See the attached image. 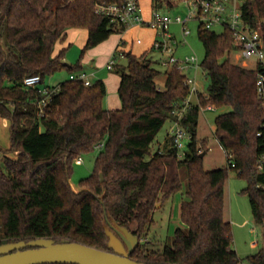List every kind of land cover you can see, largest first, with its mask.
Returning <instances> with one entry per match:
<instances>
[{"label":"trees","instance_id":"obj_1","mask_svg":"<svg viewBox=\"0 0 264 264\" xmlns=\"http://www.w3.org/2000/svg\"><path fill=\"white\" fill-rule=\"evenodd\" d=\"M176 1L152 0L153 9ZM120 2L70 0L57 6L50 18L43 12L53 0H0V115L11 121L13 154L0 163V244L46 237L110 250L103 226L110 228L108 222L145 240L157 205L183 189L184 170L185 227L175 230L170 246L148 249L145 241L131 257L147 264H240L231 222L224 217V185L229 170L247 181L242 193L250 200L254 223L264 226V188L258 187L264 178L257 169L263 114L257 70L231 60L237 49L229 29L217 33L202 22L198 26L208 87L180 119L191 134L182 158L171 137L163 149L155 144L166 122L178 119L176 112L190 92L186 75L175 67L164 71L165 88H160L156 79L162 71L154 67V60L123 51L126 65L114 66L120 73L118 109L104 106L103 80L85 85L68 79L59 84L45 115L39 117L36 104L42 94L39 88L24 86L31 75H40L44 84L48 74L63 68L80 71V60L65 64L66 49L54 54L56 44L68 29H86L84 53L125 31L95 11L98 3ZM242 10L253 28L260 25L264 39V0H245ZM208 106L228 109L216 117L214 130L228 163L213 170L204 168L200 156L207 154L208 140L198 138L200 110ZM102 142L94 172L75 190L70 181L73 162ZM246 259L264 264V250Z\"/></svg>","mask_w":264,"mask_h":264},{"label":"rangeland","instance_id":"obj_2","mask_svg":"<svg viewBox=\"0 0 264 264\" xmlns=\"http://www.w3.org/2000/svg\"><path fill=\"white\" fill-rule=\"evenodd\" d=\"M69 1L70 0H53L52 6L43 12L44 15L53 18L55 8L59 5L66 4ZM139 2L144 18H151V11L153 8L152 0H139ZM159 10L162 14L171 17L181 16L185 20L189 13V1L177 0L172 6L166 5L160 7ZM199 24L200 20L197 18L190 19L187 22V26L191 33L186 37V41L183 36L182 24L172 22L169 25V32L172 33L178 42L176 44L177 56L182 57L186 54H195L200 62L204 59L205 48L198 35ZM213 30L217 33H221L223 28L221 26H215ZM156 34V30L147 25L133 26L123 32H115L111 34V36L104 42L82 53L84 47L80 45V38L74 37L70 33V38L69 35H67L66 38L62 40V42L67 43L64 60L69 65H75L83 57H87L85 55L93 54L96 51L94 57L89 63H86L85 67L87 70L98 72V74H100L99 76H101L99 78L102 79L108 75L117 77L118 79L120 73L115 70V68L111 70L106 68L111 55L107 54V52L111 49L114 42L123 39V41H125L124 48L127 52L132 51L138 56L145 54L154 60V67L162 71V74L156 79L157 84L160 88H165L166 75L164 71L166 70V67L160 61L161 54L151 49L152 43L157 37ZM140 38L143 40L142 43L137 42V39ZM166 57L167 55H163V58ZM116 58L117 63L126 65L127 61L124 57L116 53ZM230 58L234 63L243 67L251 68L252 66L250 62L246 63L240 58L238 51H233ZM188 74L191 77H195L200 92L207 94L208 78L205 70L202 67H199L197 70H192ZM70 75L71 72L68 69L63 68L62 70L48 74L45 77L44 85H56L59 82L70 79ZM193 101L194 103L198 102L196 96L193 97ZM225 111H228V109L201 108L200 110L198 119V138L207 139L209 147L207 154L203 157V165L206 170L221 168L227 166L228 163L227 154L214 134L215 119L219 114ZM10 126L11 121L7 117L0 115V163L3 162L6 155H13L9 152L11 144ZM171 126L172 124L167 121L157 135L155 142L156 145L165 142L167 132ZM99 151L100 147H95L92 152L82 155V163L77 164L76 162H73L70 181L75 190H80L81 181L94 172L95 160ZM181 175L183 179V189L166 199L163 204H160L153 212L154 221L149 227L147 239H145V241L148 240L145 244L148 249L162 250L165 246H170L173 241L175 230L178 227H185L181 219V203L186 189V173L184 170L181 171ZM246 185L247 181L244 178H240L234 170H229V176L224 185V217L231 222L234 239L233 248L242 259L240 264H250L246 257L264 250V226H257L254 223L250 200L248 196L242 193V189L245 188ZM103 226L105 227V230L107 228L109 229L107 223H104Z\"/></svg>","mask_w":264,"mask_h":264},{"label":"built area","instance_id":"obj_3","mask_svg":"<svg viewBox=\"0 0 264 264\" xmlns=\"http://www.w3.org/2000/svg\"><path fill=\"white\" fill-rule=\"evenodd\" d=\"M189 13L184 20L181 16L171 17L162 14L159 9H152L151 18L146 20L142 13L139 0H121L120 3H98L96 4V13L110 17L112 20L118 22L126 29L133 26L147 25L156 30L157 37L154 39L151 49L161 54L160 61L170 69L177 68L186 75V84L190 88V92L183 101L181 107L176 112L178 117L170 127L169 135L172 138V145L178 150L179 158L184 156V151L191 141V134L180 123V119L185 112L195 104L193 96H198L200 90L198 88L195 77H191L188 73L192 70H197L201 66V62L195 54H186L179 57L176 55L177 39L169 32V25L172 22H177L183 26V36L186 37L191 33L187 26L190 19L197 18L203 23L204 27L213 30L215 26H221L223 29H229L232 32L234 44L239 56L246 63L252 64L251 68L257 70L256 91L259 100V106L263 114L262 123L257 136L263 140V150L259 154L257 160L258 172L264 178V39L260 25L253 28L245 19L243 14V4L245 0H188ZM159 36V37H158ZM161 37V38H160ZM138 43L143 40L137 39ZM123 57V50L116 51ZM116 53L113 54L108 62V69L114 68L116 62ZM163 55H167L163 58ZM90 75L84 71L71 73L70 79L82 80L85 85H91ZM24 86L26 88H39L42 97L37 101L38 116L45 115L46 107L52 100L53 96L58 93L59 86H44L42 77L40 75H31L24 79ZM198 99V98H197ZM207 108H214L208 106ZM95 147H104V142L97 144ZM83 162V158L79 157L76 160L77 164ZM258 187L264 188V179L258 184Z\"/></svg>","mask_w":264,"mask_h":264},{"label":"water","instance_id":"obj_4","mask_svg":"<svg viewBox=\"0 0 264 264\" xmlns=\"http://www.w3.org/2000/svg\"><path fill=\"white\" fill-rule=\"evenodd\" d=\"M200 156L203 158L205 153ZM108 223L110 250L77 241L57 242L41 237L0 244V264H147L131 257L140 244V237L126 227Z\"/></svg>","mask_w":264,"mask_h":264},{"label":"crops","instance_id":"obj_5","mask_svg":"<svg viewBox=\"0 0 264 264\" xmlns=\"http://www.w3.org/2000/svg\"><path fill=\"white\" fill-rule=\"evenodd\" d=\"M149 19H146V20H149ZM66 33H67V35H69V38H70V33L74 37H79L80 38V40H79L80 45L83 46V47L85 46V44L87 42V39H88V31L86 29L71 28V29H68ZM124 45H125V41H123V39L118 40V42H114V44H112V46H111V49L107 52V54H109V55L111 54L109 60L111 59V57L113 56V54L118 49L127 52L125 50V48H124ZM66 48H67V43H64L62 41H59L56 44L54 54L57 55L62 49H66ZM93 50H95V49H93ZM94 54H96V51L93 54L85 55L87 57H83L80 60V64L82 66L81 69H80V71H84V72L88 73V75H90L89 77H90V79H91L92 82H94V80H96V79H102V78H99L101 76H99L100 74H98V72H95L93 70H89L88 71L87 68L85 67L86 66V63H89V61L94 57ZM107 65H108V63H107ZM107 65H106V68L108 69ZM80 71H78V72H80ZM102 80L104 81V83L106 85V89H107V92H106L107 94H106V96L104 98V101H105L104 102V106L106 108H108V109H118V108H120L121 107V100L119 98L120 96L118 97V94H119L118 90H119V85H120V77L117 79V77H112L111 75H108V76H105ZM60 83L61 82H59L56 85H50V84L49 85L48 84L47 85H44L43 84V85L44 86H52V87H55V86H59ZM196 97L198 98V96H196ZM169 132H170V129L167 132L166 138L167 137H170ZM165 141H166V139H165ZM164 143L161 144V146H160L161 149H163Z\"/></svg>","mask_w":264,"mask_h":264},{"label":"flooded vegetation","instance_id":"obj_6","mask_svg":"<svg viewBox=\"0 0 264 264\" xmlns=\"http://www.w3.org/2000/svg\"><path fill=\"white\" fill-rule=\"evenodd\" d=\"M141 239V241H140V243H144L145 242V240H143L142 238H140ZM147 239V238H146ZM146 241H148V240H146ZM140 245V244H139ZM137 249V248H136Z\"/></svg>","mask_w":264,"mask_h":264}]
</instances>
